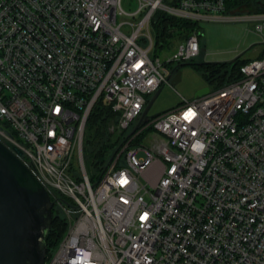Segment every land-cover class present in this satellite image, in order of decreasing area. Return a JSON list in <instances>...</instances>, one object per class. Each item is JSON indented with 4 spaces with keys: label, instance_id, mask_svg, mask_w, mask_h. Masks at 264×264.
<instances>
[{
    "label": "built area",
    "instance_id": "built-area-1",
    "mask_svg": "<svg viewBox=\"0 0 264 264\" xmlns=\"http://www.w3.org/2000/svg\"><path fill=\"white\" fill-rule=\"evenodd\" d=\"M158 14L250 22L262 49L239 78L132 132L201 52L195 28L155 55ZM99 101L122 141L91 182L83 136ZM0 141L67 223L44 264H264V0H0Z\"/></svg>",
    "mask_w": 264,
    "mask_h": 264
},
{
    "label": "water",
    "instance_id": "water-1",
    "mask_svg": "<svg viewBox=\"0 0 264 264\" xmlns=\"http://www.w3.org/2000/svg\"><path fill=\"white\" fill-rule=\"evenodd\" d=\"M180 79L178 69L172 84ZM160 89L147 101L132 132L148 120V110ZM209 89L205 85L195 96L206 94ZM22 155L15 145L0 141V264H44L46 260L44 238L53 201Z\"/></svg>",
    "mask_w": 264,
    "mask_h": 264
},
{
    "label": "trees",
    "instance_id": "trees-1",
    "mask_svg": "<svg viewBox=\"0 0 264 264\" xmlns=\"http://www.w3.org/2000/svg\"><path fill=\"white\" fill-rule=\"evenodd\" d=\"M157 16L159 18L158 22L154 25V31L156 36L155 45L159 47H163L166 44L165 48H167L168 38L171 35H178L182 39L195 28L198 29L195 24L197 22L167 14H158ZM170 28L173 29L171 33L168 32ZM249 60L241 58L240 55L228 62L202 61L196 58L178 62L176 69L178 70L181 66L187 64L194 65L201 72L206 84L214 89L226 82L239 78L240 67ZM116 116V113L111 110L110 106L99 101L87 119L83 136V158L91 182H95L100 176L106 162L118 146L120 138H122V136H116V133L109 130V125L115 122ZM149 130L150 128L138 133L136 140L142 138ZM66 224L60 209L54 205L51 213L50 226L44 238L46 244V259L51 256L65 233Z\"/></svg>",
    "mask_w": 264,
    "mask_h": 264
},
{
    "label": "rangeland",
    "instance_id": "rangeland-1",
    "mask_svg": "<svg viewBox=\"0 0 264 264\" xmlns=\"http://www.w3.org/2000/svg\"><path fill=\"white\" fill-rule=\"evenodd\" d=\"M216 15L221 16L222 14L217 13ZM195 24L199 28L201 40V52L197 59L202 61L228 62L238 55L244 59H252L262 49L261 36L253 31V25L250 22L239 20L200 21ZM171 31L169 29L168 32L171 33ZM179 39L178 35L169 36L167 48H165L166 44L163 47L155 45L153 53L161 59H165L174 52V47L177 45ZM180 70L181 79L178 82H175L173 85L164 84L161 87L157 98L148 110L147 115L149 117L176 106L182 101V97L186 99L193 98L199 88L207 85L201 72L194 65H183L180 67ZM148 128L150 130L139 140L135 138V142H149L152 130L151 126L145 129ZM130 132L131 127L127 129L126 134L122 133L123 139L127 140ZM114 133H116V136L120 135L117 132ZM120 141H122L121 138ZM135 142L131 140L130 144H134ZM141 180L144 181L142 178Z\"/></svg>",
    "mask_w": 264,
    "mask_h": 264
},
{
    "label": "crops",
    "instance_id": "crops-1",
    "mask_svg": "<svg viewBox=\"0 0 264 264\" xmlns=\"http://www.w3.org/2000/svg\"><path fill=\"white\" fill-rule=\"evenodd\" d=\"M178 105V104H177Z\"/></svg>",
    "mask_w": 264,
    "mask_h": 264
}]
</instances>
